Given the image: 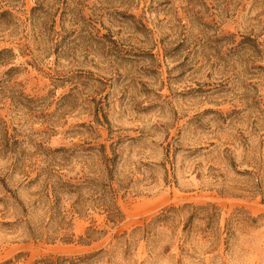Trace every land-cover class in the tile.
Returning <instances> with one entry per match:
<instances>
[{
  "label": "rangeland",
  "instance_id": "obj_1",
  "mask_svg": "<svg viewBox=\"0 0 264 264\" xmlns=\"http://www.w3.org/2000/svg\"><path fill=\"white\" fill-rule=\"evenodd\" d=\"M0 10V264H264V0Z\"/></svg>",
  "mask_w": 264,
  "mask_h": 264
},
{
  "label": "trees",
  "instance_id": "obj_2",
  "mask_svg": "<svg viewBox=\"0 0 264 264\" xmlns=\"http://www.w3.org/2000/svg\"><path fill=\"white\" fill-rule=\"evenodd\" d=\"M4 13H6V11L0 10V15ZM65 187H70L71 189L79 188L78 185H70L59 178L56 180V183L51 185V195L46 194L45 196L48 199L47 212H49V224L54 227L53 233H61V238L67 241L70 240L72 236V233L68 232L71 229L72 221L71 219L67 220V212L62 210L59 205V194ZM100 201H103V199ZM101 205H103V209L106 211L107 217L110 221L115 222L122 217L120 210L114 204L109 205L102 202ZM71 212H79V209L76 208V206H72ZM35 264H54V262L53 260L42 259L37 261Z\"/></svg>",
  "mask_w": 264,
  "mask_h": 264
}]
</instances>
